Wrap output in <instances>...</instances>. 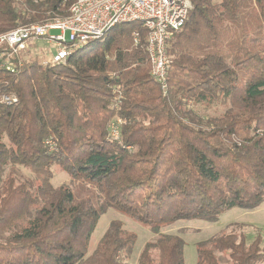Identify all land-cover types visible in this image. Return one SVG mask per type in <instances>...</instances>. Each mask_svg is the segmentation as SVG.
Returning <instances> with one entry per match:
<instances>
[{
    "label": "trees",
    "instance_id": "16d2710c",
    "mask_svg": "<svg viewBox=\"0 0 264 264\" xmlns=\"http://www.w3.org/2000/svg\"><path fill=\"white\" fill-rule=\"evenodd\" d=\"M74 1L0 0V33L66 16ZM190 1L167 49L165 90L151 75L141 22L114 26L65 64L0 48V264H127L121 254L136 235L119 221L87 255L108 209L157 234L137 264H185L184 241L162 226L217 222L264 202V0ZM218 105L229 106L214 117L195 112ZM17 166L33 177L17 179ZM53 166L80 189L54 187ZM260 245L259 236L247 243L221 232L196 244V264H221L218 254L258 264Z\"/></svg>",
    "mask_w": 264,
    "mask_h": 264
},
{
    "label": "built area",
    "instance_id": "2783aa9c",
    "mask_svg": "<svg viewBox=\"0 0 264 264\" xmlns=\"http://www.w3.org/2000/svg\"><path fill=\"white\" fill-rule=\"evenodd\" d=\"M191 7L190 0H75L66 16L0 33V48H4L2 54L7 57L18 56L29 44L43 40L53 45L48 62L65 64L74 50L102 38L114 26L141 22L147 29L151 75L165 90L170 62L167 45L173 33L183 28ZM51 30L59 33L51 34ZM133 40L138 42L137 33L133 34ZM2 101L13 103L16 99L4 96ZM121 123L117 118L110 124L113 139H119Z\"/></svg>",
    "mask_w": 264,
    "mask_h": 264
},
{
    "label": "rangeland",
    "instance_id": "374dc122",
    "mask_svg": "<svg viewBox=\"0 0 264 264\" xmlns=\"http://www.w3.org/2000/svg\"><path fill=\"white\" fill-rule=\"evenodd\" d=\"M215 3L219 0H213ZM59 33L58 30H51V34ZM173 39L169 41L167 49L171 48ZM53 45L43 40H37L28 45V48L21 52V58L24 60L37 59L45 64L49 61L50 53ZM229 105H218L208 109H195V112L202 116L214 117L224 113ZM195 108V107H194ZM10 166H6V171ZM51 183L54 187L67 185L72 190L78 191L80 182L72 180L71 177L58 166L52 167ZM17 179L22 180L27 177H33V173L22 166L16 167ZM112 221H119L123 230L134 233L136 241L130 252H123L122 259L127 264H137L139 253L147 242L154 240L157 234L153 233L150 227L143 225L131 217L121 214L113 209H108L98 220L96 228L91 235L88 246L90 255L94 250L99 239L106 231ZM221 232H234L236 234L243 233L246 242L249 243L256 236L261 239V248L264 252V202L252 210L232 208L222 213L217 222H207L200 219L179 220L171 225L162 226L159 230L160 234L177 235L184 241V261L185 264H196L197 253L196 244L200 241L209 239L210 237ZM221 264H229L226 254H218ZM258 264H264V260Z\"/></svg>",
    "mask_w": 264,
    "mask_h": 264
}]
</instances>
